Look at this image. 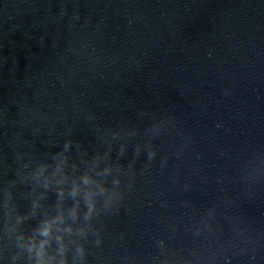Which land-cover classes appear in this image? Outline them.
Instances as JSON below:
<instances>
[{"label":"clouds","instance_id":"clouds-1","mask_svg":"<svg viewBox=\"0 0 264 264\" xmlns=\"http://www.w3.org/2000/svg\"><path fill=\"white\" fill-rule=\"evenodd\" d=\"M84 183L87 184L88 180L85 179ZM73 196L76 195V191L73 190L72 193ZM85 205L88 208L89 212L92 211L94 208V205L90 204L88 199H85ZM72 215L75 217V211L72 213ZM87 218V213H86ZM53 221H41L40 225L38 226L35 231L38 233L40 237L43 239L39 240V242H36L33 240L30 244L27 245V251L34 255L35 258V264H53V262L56 260V257H49L47 254V249L51 246L52 240H53ZM56 243L59 245V253L61 255V259L59 260V264H67L66 257H64L65 252V246L63 244L62 236H56L55 237ZM99 243V241H97ZM21 247H24V245H20ZM77 252L83 256L84 250L83 248H78Z\"/></svg>","mask_w":264,"mask_h":264}]
</instances>
